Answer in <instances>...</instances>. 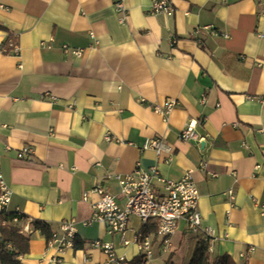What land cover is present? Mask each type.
I'll return each mask as SVG.
<instances>
[{"label": "crops", "instance_id": "0c3cea01", "mask_svg": "<svg viewBox=\"0 0 264 264\" xmlns=\"http://www.w3.org/2000/svg\"><path fill=\"white\" fill-rule=\"evenodd\" d=\"M153 1L0 0V49L9 36L20 45L19 55L0 50V169L13 191L9 209L26 216L18 223L29 240L24 264H49L34 220L52 231L78 222L85 245L67 249L59 264H104L96 239L126 261L141 254L104 223L82 222L99 198L91 189L107 175L103 185L124 204L116 176L154 166L173 181L192 170L203 232L181 220L168 249L153 241L146 264H187L191 236L206 230L213 254L264 264V217L254 202H264V0H170L172 15L151 13ZM206 25L230 37L194 35ZM167 100L177 102L168 120L153 109ZM191 121L202 140L179 138ZM155 137L170 150L144 148ZM24 146L33 151L19 157ZM141 228L132 216L127 238Z\"/></svg>", "mask_w": 264, "mask_h": 264}, {"label": "built area", "instance_id": "2783aa9c", "mask_svg": "<svg viewBox=\"0 0 264 264\" xmlns=\"http://www.w3.org/2000/svg\"><path fill=\"white\" fill-rule=\"evenodd\" d=\"M117 9L124 10L125 8L121 2H118ZM150 12L153 14L172 15L174 13V6L170 0H154ZM201 30H208L215 37H230L228 32L220 31L213 25L197 27L194 35L200 33ZM173 43H175V39ZM64 47L68 49L67 45H64ZM0 50L6 54L19 55L20 45L13 37L9 36ZM75 53L81 55L82 50L77 49ZM176 104V100H167L163 105H154L153 109L168 120L170 112ZM179 138L181 140L203 139L196 131V122L194 121L189 122L180 131ZM106 139H112L110 132L106 133ZM144 148H153L157 153L163 150H170V147L160 137L148 138ZM32 151L29 146H24L18 155L19 157H24L31 154ZM201 166L205 168L206 164L203 162ZM111 177L107 175L102 183L96 184L91 189V192L97 194L99 198L91 202L94 209L93 216L89 220L82 222L84 226L91 225L94 222L104 223L108 233L120 235L124 245L136 242L145 256L146 263L153 257L152 247L153 241L156 238L160 239L165 250L171 246L172 236L177 231L181 220L186 222L191 232H203L201 228L202 214L199 207L200 193L192 176V170L186 172L184 177L178 181L169 180L161 176L156 166L149 170L137 168L134 172L125 176L118 175L116 178L120 184L121 193L124 196V204H120L116 197L103 185ZM155 178L163 184V194L156 192L153 184ZM227 193L230 201L233 202V189H230ZM12 195L13 191L6 184L0 169V211H10L9 206ZM89 199V193H85L84 200ZM254 202L259 206L260 213L264 217V202H259L256 199H254ZM17 212L18 215H15L12 219L13 223H21L23 221V218L20 216L21 213ZM132 216H138L141 219L142 228L135 233L133 240H130L127 238L126 233ZM5 223L6 221H3V224ZM77 223L75 219H66L61 222L58 230L53 231L47 245V251L50 254L48 259L49 264H59L63 260V253L67 249L74 247L77 235ZM149 224L156 228L146 233L144 227ZM22 230L26 233L31 231L30 220H26L22 226ZM204 233L205 238H211L209 230L204 231ZM92 246L101 248L106 253L107 260L104 264L126 263L125 258L117 254L112 242L96 239L92 241Z\"/></svg>", "mask_w": 264, "mask_h": 264}, {"label": "trees", "instance_id": "16d2710c", "mask_svg": "<svg viewBox=\"0 0 264 264\" xmlns=\"http://www.w3.org/2000/svg\"><path fill=\"white\" fill-rule=\"evenodd\" d=\"M18 215L16 211H0V264H24L20 257L29 252V240L20 233L19 224L13 223L12 219ZM21 218H25L24 214H20ZM3 221H6L3 224ZM34 226L41 229L46 235L47 240L52 237V229L50 226L40 220H34ZM155 226L148 225L144 227V231L150 232L155 230ZM85 240L76 235L74 248H82ZM192 248V256L187 264H237L235 260L227 253L213 254L210 251V238L204 235L193 234L190 238ZM128 264H145L146 259L143 253L137 255ZM165 264H173L169 259Z\"/></svg>", "mask_w": 264, "mask_h": 264}]
</instances>
